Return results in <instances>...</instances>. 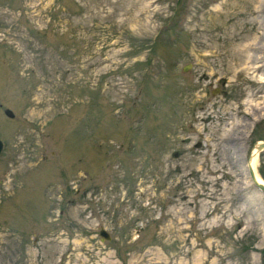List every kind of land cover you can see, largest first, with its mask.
<instances>
[{
    "label": "rangeland",
    "instance_id": "374dc122",
    "mask_svg": "<svg viewBox=\"0 0 264 264\" xmlns=\"http://www.w3.org/2000/svg\"><path fill=\"white\" fill-rule=\"evenodd\" d=\"M0 139V264H264V0H0Z\"/></svg>",
    "mask_w": 264,
    "mask_h": 264
},
{
    "label": "bare ground",
    "instance_id": "6f19581e",
    "mask_svg": "<svg viewBox=\"0 0 264 264\" xmlns=\"http://www.w3.org/2000/svg\"><path fill=\"white\" fill-rule=\"evenodd\" d=\"M236 134H238V133H236ZM238 136L240 137V134ZM233 146H234L235 150H237V151L240 150V148H239L240 147V141H239L238 137L235 138V141L233 142ZM257 155H258V152H257L256 146H254L252 151H251V156L247 162L248 171H249V167L251 166V168L255 174V179L257 180V182H261L264 184L261 177H259V175L255 171V162H256ZM238 161L239 160H236V163H238ZM248 176L250 177V182L253 183V181L251 180V176L250 175H248ZM185 246L183 245V246L179 247L180 250H177L176 255L180 254V255H183V257L178 258V261L176 264H204L205 263V260L203 259L202 254L199 251H197V254H194L192 258L187 259V256L189 254H193V252L195 251V248H193V246H189L186 244H185ZM155 257L157 259L151 258L152 262L160 263L161 262V260H159L160 257L159 256H155Z\"/></svg>",
    "mask_w": 264,
    "mask_h": 264
},
{
    "label": "water",
    "instance_id": "95a60500",
    "mask_svg": "<svg viewBox=\"0 0 264 264\" xmlns=\"http://www.w3.org/2000/svg\"><path fill=\"white\" fill-rule=\"evenodd\" d=\"M184 69H187V67H184ZM4 113L8 117H11V118L14 117L13 111L9 108H6L4 110ZM254 146H256L257 152L263 151L264 150V141H257L253 144V147ZM2 147H3V143L0 140V153H1ZM249 172H250L251 180L253 181L255 187L264 193V184L261 182H257V180L255 179V174H254L251 166L249 167ZM99 235L101 236L102 240H110L111 239L110 234L104 228L100 229Z\"/></svg>",
    "mask_w": 264,
    "mask_h": 264
},
{
    "label": "trees",
    "instance_id": "16d2710c",
    "mask_svg": "<svg viewBox=\"0 0 264 264\" xmlns=\"http://www.w3.org/2000/svg\"><path fill=\"white\" fill-rule=\"evenodd\" d=\"M171 18H173V17H171ZM168 22H173V21L172 20L171 21L169 20ZM168 27H170V26H168Z\"/></svg>",
    "mask_w": 264,
    "mask_h": 264
}]
</instances>
